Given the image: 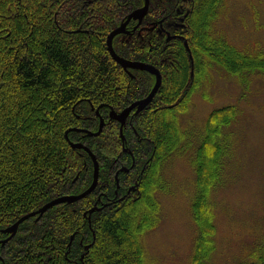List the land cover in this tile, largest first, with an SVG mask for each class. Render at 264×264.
<instances>
[{
	"label": "trees",
	"instance_id": "trees-1",
	"mask_svg": "<svg viewBox=\"0 0 264 264\" xmlns=\"http://www.w3.org/2000/svg\"><path fill=\"white\" fill-rule=\"evenodd\" d=\"M87 1L91 5L93 1L100 2L0 0V264H146L142 236L157 214L150 189L152 183L162 180L154 161L162 159L167 150L180 157L192 154L196 179L192 215L198 233L189 264H210L217 232L210 195L212 188L214 191L221 187L227 175L219 138L234 121L236 108L214 111L201 135L203 145L190 150L191 143L182 141L186 136L191 138L189 131L177 125L176 115L171 114L168 120L161 114L169 108L157 99L165 92L162 103L167 100L170 110H176L171 101L186 88L191 62L201 70L202 79L212 63L236 77L248 71H264V58L245 55L225 37L214 36L226 0H193L196 6L188 17L187 33L191 57L181 41L167 49L156 47L154 55L145 54L146 49L140 50L132 43L115 48L128 59L148 56L144 61L152 64L164 57L166 66L161 70H168L171 77L165 84L163 78L154 102L124 133L132 137V145L128 140L126 148L133 153L137 165L136 172L121 174L122 189L138 180L139 192L133 196L123 190L121 194L126 198L106 207L104 200L99 202L103 190L110 197L117 191L115 169L127 161L132 164V157L124 152L117 122L110 120L98 137L71 130L70 142H80L98 154L101 171L95 192L77 203L55 206L40 219L36 216L26 220L15 236L3 243L10 238L5 230L20 218L56 198L79 195L93 183L91 156L84 149L73 150L66 132L87 129L89 125L97 132L96 109L108 117L111 109L121 111L132 100L150 94L152 84L141 81L134 88L136 80L122 71L107 49V37L117 19L129 11L126 0H108L103 7L94 9L85 7ZM201 1L206 6L197 10ZM181 3L190 8V4ZM168 6L171 8L170 3ZM205 56L209 59L204 60ZM178 63L185 72L181 75L176 74ZM194 86L196 81L191 90ZM185 95L184 113L190 105L189 89ZM96 204L103 208L89 219L88 212ZM72 236L75 238L69 248ZM262 242L257 248L264 246ZM251 255L241 264H257L255 258L248 259ZM260 259L264 264V256Z\"/></svg>",
	"mask_w": 264,
	"mask_h": 264
},
{
	"label": "rangeland",
	"instance_id": "rangeland-1",
	"mask_svg": "<svg viewBox=\"0 0 264 264\" xmlns=\"http://www.w3.org/2000/svg\"><path fill=\"white\" fill-rule=\"evenodd\" d=\"M199 3L197 10L204 9L206 6L204 1ZM105 4L107 3L103 0L93 1L92 5L87 1L85 7L94 9V7H103ZM102 12L106 15L104 10ZM154 12L152 11V13ZM220 12L214 27V36L225 37L229 43L245 55L264 58V0H226ZM127 14L122 15L123 17L119 20L117 19L115 23L117 25L110 34L121 26L120 24ZM166 27L171 30L170 24L167 23ZM174 28L179 32L177 26ZM147 32H149L148 35L145 34ZM128 34L130 33H123L114 38L115 51L118 45L123 48V46L132 43L136 44V48L140 50L146 49L145 54L147 52L153 54L150 50L149 40L152 39L154 33L143 31L137 33L135 37H130ZM158 41L164 43L163 39ZM170 42L172 45L178 40H169L167 43L170 44ZM187 54L191 57L192 51ZM125 59L134 60L126 57ZM139 59L141 61H136L152 65L151 62L144 61L148 59V56ZM150 59L153 61V58ZM208 59L207 56L204 57V60ZM164 60L165 58L162 57L160 62H153L152 66L164 69V65L166 66ZM118 65L131 80H136L134 88L141 81H146L152 84L149 88L152 91L156 84L155 75L153 78V74L146 70L132 68L126 70L122 65ZM190 66L186 88L182 89L184 91L180 92V96L171 101L176 106V110H170V104L166 103L167 100L162 103L165 92L160 93L157 99V102H161L159 104L166 109L169 108L166 114H164L165 110L161 114L165 115L168 120L171 114H173L172 117L176 115L177 125L183 130L189 131L191 138L186 136L182 141L191 143L192 146H188L190 150L201 143L203 145L204 139L201 138V135L205 134L206 124L214 111L229 106L236 108L234 121L224 129L219 138L223 143V162L227 175L221 187L214 191L212 188L210 195V203H213L215 207L214 224L217 228L216 235L213 237L215 250L210 256L212 257L210 264H241L250 253L252 255L248 259L255 258L258 260L255 262L260 264V256H264V246L257 248L260 242H264V71H248L236 77L212 63L206 68L207 75L202 79L199 67H196L192 62ZM183 71V67L178 63L176 74L181 75L185 73ZM162 73L165 84L167 78L171 77L168 76V70H163ZM195 81L196 86L191 90L192 83ZM187 89H189L191 100L188 111L184 113L182 103L186 98ZM156 109L158 108L156 107ZM82 115L87 116V114ZM97 117L99 125L97 123L96 128H99L101 118ZM102 118L104 126H106L107 119ZM168 120L167 125H170ZM86 128L91 132L94 130L93 125ZM123 131L125 133V130ZM124 137L127 147H129L128 140L132 145V137L128 138L126 134ZM104 138L106 139V137ZM73 143L76 144V142ZM91 151L98 155L92 148ZM191 159V152L180 157L167 150L162 159L158 158L154 161L159 169L158 178H162V180L156 185L152 183L150 189L152 197L156 200L157 214L155 220H152L150 226L148 225L146 234L142 236L146 264L190 263L198 233V227L192 215V204L196 195V179ZM99 165L101 166V163ZM124 165L128 167L129 162L127 161ZM121 174L117 175V181L121 178ZM116 200L111 202L114 204Z\"/></svg>",
	"mask_w": 264,
	"mask_h": 264
},
{
	"label": "flooded vegetation",
	"instance_id": "flooded-vegetation-1",
	"mask_svg": "<svg viewBox=\"0 0 264 264\" xmlns=\"http://www.w3.org/2000/svg\"><path fill=\"white\" fill-rule=\"evenodd\" d=\"M99 1H101V0H99ZM103 1H108V0H103ZM148 1H149L148 11L145 13V16L143 17V19L141 21H140V19H132L128 23V25L125 29V33L127 34L129 32L130 34H128V35L130 37H133V36L135 37V35L137 33H141L143 31H151L152 33H154V36H152V39L149 40L150 45H151L150 50H152V52H153V54H150V55H154L157 53L156 47H158V46H163L165 49L169 48V46H171L172 42H170V44H168L167 42L169 40H173V39L174 40L176 39L178 41L183 42L184 48H186V52H191V46L189 44V38H188L187 33H189V31H188V29H189L188 17L192 12L193 0H126L125 5H129V9H128L129 11L127 12L128 14H127L126 18H124L122 20V23L120 25H124L128 21L129 16L132 13H134L138 10H140V12H141L143 10V8L146 6ZM181 2H185L187 5L190 4V8L188 6H181L180 5ZM169 3L171 5V8H169L170 6H168ZM164 6H166L167 8L162 9V7H164ZM158 7H160L161 9L159 10V12H156ZM152 11L153 12L155 11V12L152 13ZM136 18H139V16H137ZM167 23L171 25V30H169L166 27ZM175 26H177L179 28V32L176 28H174ZM148 33L149 32H147L145 34L148 35ZM161 39L164 40V43H160L158 41ZM133 61L137 62L136 60H133ZM152 65H154V64H152ZM158 67H157V69L162 73L161 68L160 67L158 68ZM162 76H163V73H162ZM144 98L140 97L139 99L132 100V103L129 105V107L132 104H134V103H136V102H138ZM151 104L148 107H146L138 115L136 114L137 109H134L130 113L129 117L126 119V123L124 125L123 130L128 131L129 129H131L133 127V120L135 118L139 117L141 114H143L151 106ZM92 110H93V107H92ZM111 111H112V109L110 110V112ZM116 112L121 113L120 111H116ZM96 114H97V111H96ZM99 115H100L99 117H101V115H102L100 113V109H99ZM102 117L106 118L107 124H109V121L111 120L110 119V113H109L108 117H105L103 115H102ZM115 122H117L119 124L120 133H121L122 124L117 120H115ZM104 128H105V126H104ZM76 129H81V128H76ZM123 146H124V150H127L124 152L132 157V164H131V166L129 165L128 167L125 166L124 164H122L120 168L115 169L114 177H115V181L117 184V191L114 193V196L113 197L108 196L107 193L105 192V190H103L102 193H100V195L98 196L99 202L101 200H104L105 205L111 204L112 200L113 201L116 200L115 198H117L118 201H121V200L126 198V195H130V194L135 195V193L139 192V190H140V184H139L138 180H135L133 182V184L127 185L126 189H122V188H124V185H122L120 179L117 181V175L119 176L121 174V172L124 175H129V174H132L133 172H136V165H137L136 158L134 157L133 153L131 151H129L128 148H126L125 142H123ZM100 171H101V166H100ZM141 174H143V173H141ZM98 185H99V183H98ZM123 190L127 191L126 195L121 194Z\"/></svg>",
	"mask_w": 264,
	"mask_h": 264
},
{
	"label": "water",
	"instance_id": "water-1",
	"mask_svg": "<svg viewBox=\"0 0 264 264\" xmlns=\"http://www.w3.org/2000/svg\"><path fill=\"white\" fill-rule=\"evenodd\" d=\"M148 5H149V1L147 2L146 6L143 8V10L140 12V10L132 13L129 16L128 21L124 24L121 25L119 28L115 29L108 37V41H107V47H108V51L110 52V55L112 56V58L120 65H122L126 70L128 68H132V69H141V70H146L150 73H152L153 75L156 76V84L154 86V88L152 89V91L150 92V94L145 97L144 99L132 104L130 107H128L127 109H125L123 112L118 113L115 110H112L110 112V119L112 120H117L122 124L121 127V138L122 141L125 142V137H124V125L126 123V119L129 117L130 113L134 110L137 109L136 114L138 115L139 113H141L146 107H148L152 101L155 99V97L157 96L162 82H163V76L162 73L155 67L152 65H148L142 62H134V61H129L123 57H121L119 54L116 53V51L114 50L113 47V40L117 35L123 34L125 33V29L128 25V23L132 20V19H140V21L143 19V17L145 16V13L148 11ZM137 16H139V18H136ZM93 110L95 111V108L93 107ZM97 115H99V110L97 109ZM101 118V124L99 126V130L97 132H91L89 130L86 129H70L69 131L66 132V138L69 140L68 135L69 132L71 130L74 131H78L81 133H84L86 136L89 137H98L102 134L103 129H104V119L102 117ZM70 142V140H69ZM71 147L73 149H84L85 151H87L89 153V155L91 156L93 163H94V180L93 183L91 184V186L83 193L79 194V195H66V196H62L59 198H56L54 200H52L51 202L45 204L42 208H40L38 211L33 212L31 214H28L22 218H20L12 227L8 228L7 230H5V233L10 234V239H12L18 232L19 226L25 222L26 220L32 218V217H38V219L42 218L44 214L47 213V211H49L50 209H52L55 206L61 205V204H74L77 203L78 201L84 199L85 197L91 195L97 188L98 183H99V176H100V165L98 162V159L96 157L95 154H93V152L90 150V148H88L87 146L81 144V143H73L70 142ZM127 151V150H124ZM109 205V204H108ZM107 205H103V207H106ZM103 207H100L96 204L95 207H93L91 210H89L88 214H89V219L91 217V215L98 210H101ZM87 213H85V215H88ZM75 236H72V240L69 244V248L71 247L73 241H74ZM8 240L4 241L3 243H6ZM95 241V238H94ZM94 243V242H93ZM93 244H91L90 246H86V251H89L91 246ZM84 259V255L82 256V261Z\"/></svg>",
	"mask_w": 264,
	"mask_h": 264
}]
</instances>
